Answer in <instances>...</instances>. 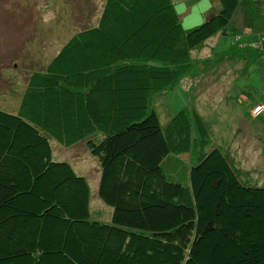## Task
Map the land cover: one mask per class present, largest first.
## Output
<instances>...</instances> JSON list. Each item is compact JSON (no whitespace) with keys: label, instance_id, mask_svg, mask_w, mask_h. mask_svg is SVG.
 <instances>
[{"label":"trees","instance_id":"1","mask_svg":"<svg viewBox=\"0 0 264 264\" xmlns=\"http://www.w3.org/2000/svg\"><path fill=\"white\" fill-rule=\"evenodd\" d=\"M219 5L184 32L172 0H104L97 24L29 75L17 113L0 109V264H264V187L241 183L194 110L162 127L151 106L192 52L238 31L240 8L252 27V4ZM234 58L211 51L196 83ZM51 141L85 143L110 223L90 219L87 181L52 159Z\"/></svg>","mask_w":264,"mask_h":264},{"label":"rangeland","instance_id":"2","mask_svg":"<svg viewBox=\"0 0 264 264\" xmlns=\"http://www.w3.org/2000/svg\"><path fill=\"white\" fill-rule=\"evenodd\" d=\"M172 2L184 32L207 20L203 15L213 6V0ZM239 2L252 4L257 13L250 32H244L240 8L231 21L238 31L214 36L192 52L194 67L170 91L154 95L151 106L162 127L178 111L194 110L241 183L264 187V15L260 14L264 3ZM103 4L104 0H0L1 110L17 113L29 75L43 70L75 33L95 26ZM211 51L231 53L235 58L229 69L196 83L194 77L201 76L203 70L197 62ZM217 70L208 66L204 72L215 74ZM51 148L53 160L69 163L86 179L90 219L110 223L112 209L97 197L99 165L85 143L64 148L51 141ZM178 158L190 167L196 164L197 156L191 149Z\"/></svg>","mask_w":264,"mask_h":264},{"label":"crops","instance_id":"3","mask_svg":"<svg viewBox=\"0 0 264 264\" xmlns=\"http://www.w3.org/2000/svg\"><path fill=\"white\" fill-rule=\"evenodd\" d=\"M263 3H264V0H263ZM263 6H264V4H263ZM211 8H213V9H211ZM211 8H210V12L206 16H205V14L203 15L202 19H204V17H205V19H207L208 17H210V14H213V13H216V12L219 11V9H220L219 0H213V6ZM260 14L264 15V8H263V12H260ZM235 15H237V12H236ZM234 16H233V18H234ZM240 17H241V19H243V15H241ZM231 27H232V23H231ZM243 28H244V32H246V33L250 32V28H247V27H243ZM215 36H222V35L221 34H216Z\"/></svg>","mask_w":264,"mask_h":264}]
</instances>
